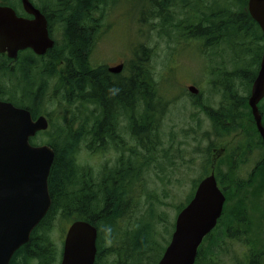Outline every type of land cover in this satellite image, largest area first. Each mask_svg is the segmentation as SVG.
Masks as SVG:
<instances>
[{
    "label": "trees",
    "instance_id": "1",
    "mask_svg": "<svg viewBox=\"0 0 264 264\" xmlns=\"http://www.w3.org/2000/svg\"><path fill=\"white\" fill-rule=\"evenodd\" d=\"M33 1L44 13L46 12L51 35L56 37L62 32L65 42L56 41L55 47L44 56H37L31 50L22 52L19 55L20 60L12 62L15 63L14 65L10 64L11 60L7 56L0 54V100H9L18 107L29 109L34 118L39 116L42 102L47 97V88L44 84L35 85L33 73L38 70L43 77L57 78L59 84L55 86V91L59 94L56 99L58 102L80 107L77 113L60 116L59 118L63 120L62 125L41 132L31 140L33 144H38V138L43 136L44 143L53 147L56 152L49 176L52 206L33 231L30 241L16 251L11 264H58L61 250L55 242L57 220L65 223L85 220L95 225L100 232V251L104 249V246L101 247L104 234L110 235L111 238L115 236L117 221L131 211L129 194L137 187L135 182L146 166V162L140 157L141 148L152 152L158 145V130L166 103L160 95L159 82L152 67L156 53L147 43L141 42L133 50L132 59L125 64L127 69H124V73L111 74L106 66H93L90 61L97 38L103 33L101 28L104 27L106 8L111 4H118V0ZM141 2L143 16L158 19L160 15L165 18L162 23L164 28L167 27L166 32H179L186 41L191 36L198 39L204 55L209 60L212 57L223 58L227 55L232 62L236 61L235 63L240 65L242 61L249 59L250 62L247 63L249 67H241L235 70L234 74L218 75L224 96H227L226 108L221 111L223 117L220 120L226 116H235L240 112L238 110L240 107L243 108L241 113H246L245 108L248 106L245 99L234 100L240 95V88L235 86L229 88L227 84L232 85L239 80L243 88L249 91L259 70L262 54L260 28L248 12V0L216 2L215 0H141ZM0 4L14 6L13 8L22 14L21 0H0ZM174 8H180L186 15L185 20H180L182 23H174ZM168 26L172 29H168ZM224 45L228 46V51H222ZM116 109L119 110V116L128 120V129L138 140L139 152L127 145L126 149H123L122 138L115 136L113 120ZM91 116L95 118L91 120ZM52 127L54 125L51 121L50 128ZM116 130L120 135V127ZM153 130L155 133L152 134ZM89 131H92V134ZM111 142L117 147L118 152L124 151L115 168H105L106 170L96 172L93 167L80 162L79 156L84 149L98 153L109 149ZM126 151H129V155H125ZM135 153L140 155L137 164L139 168L133 169L131 157ZM197 184L198 182L194 184L195 188ZM249 186V188L241 185L232 186L235 187L233 192L238 190L240 193L260 194L263 191L261 185ZM226 219L228 222L225 224V230L228 227V231L224 236L229 239L239 238L242 227L247 225L244 212L240 210L231 217L227 213ZM238 227L242 229L239 230ZM145 235L146 233L142 231L135 239L133 238L131 248L127 247L129 243L125 245V252L131 250V258L134 262L135 258L140 261L148 252ZM219 237L220 233H212L205 240L207 242L213 239L208 250L204 251L203 246L199 249L195 264H212ZM150 249L152 252V245ZM108 250L113 251L111 248ZM260 258L261 254L253 252L248 264H262ZM123 260H126V257Z\"/></svg>",
    "mask_w": 264,
    "mask_h": 264
},
{
    "label": "rangeland",
    "instance_id": "2",
    "mask_svg": "<svg viewBox=\"0 0 264 264\" xmlns=\"http://www.w3.org/2000/svg\"><path fill=\"white\" fill-rule=\"evenodd\" d=\"M106 10L104 31L99 35L90 55L92 65L113 67L120 63H127L132 59V52L137 45L141 42L147 43L156 53L152 60V67L166 107L159 125V143L155 148V153L141 148L142 154L139 156L146 162V166L138 179L139 184L137 183V187L129 194L131 212L123 216L124 221L122 219L117 221L113 239L106 234L102 238L101 244L106 247L103 264L133 262L131 250L125 252L124 248L127 243H129L127 247L131 248L135 237L142 231L146 233L145 238L148 243V252L143 258L156 262L164 250V245L171 238L180 208L185 206L195 193L194 184L211 170L210 146L215 141V134L209 112H216L221 107L226 108L227 99L222 91L218 75L221 73L234 74V71L241 67H249L247 63L250 61L247 59L238 65L236 61L232 62L227 55L223 58L212 57L209 60L204 55L198 39L191 37L186 41L179 32H166L167 27H163L162 17L151 19L146 18L147 15L143 16L141 0H118V4L107 6ZM173 16L174 23L178 24L182 23L180 20L186 19V15L180 8L173 9ZM168 29L172 28L168 26ZM61 33H58L55 38L58 43L65 42L63 33ZM222 49V51H228V46L224 45ZM33 74H35L33 77L35 85L44 84L47 88L48 98L46 97L42 102L40 115L43 114L52 121L54 125L50 128L52 130L62 125L63 120L59 118L60 116L66 113H77L80 106H68L56 100L59 95L55 91L57 78L43 77L38 70ZM241 84L237 80L232 85L228 83L227 86L240 88V95L234 98L235 101L243 98L247 102L251 89L246 91ZM189 86H195L199 89V93L193 95ZM239 110L241 112L243 109ZM126 124L125 122L123 125L122 122L120 123L122 125L120 135L125 141L124 146L126 144L129 148L134 146L135 151L139 152L140 146L132 140ZM38 143L44 144L43 136L38 138ZM109 145H112L111 150L107 148L104 151L110 150L112 153L106 156L102 154L103 152L93 153L91 151V154L90 151L84 149L79 156L80 162L93 167L96 172L103 171L105 168H115L119 152L114 143ZM244 187L249 188L250 186ZM233 188L235 187H232V190ZM230 193L235 196H229L226 207L229 216L242 210L249 229L242 230L237 239L226 238L225 231L222 229L217 241L216 252L212 257V264H247L253 252L261 253V261L264 264V217L262 207L259 205L260 201L252 192L240 193L237 190V192L230 191ZM261 193H263L261 199H264V191ZM245 195H250V197L248 199L241 197ZM226 222L228 221L225 218L224 224ZM55 225V242L61 250L70 223L57 220ZM210 243V240L205 242L204 251L208 250ZM151 245L152 252L149 250ZM110 248L113 251H109ZM124 257L126 260H123ZM138 260L136 258L135 262L147 263L144 259Z\"/></svg>",
    "mask_w": 264,
    "mask_h": 264
},
{
    "label": "water",
    "instance_id": "3",
    "mask_svg": "<svg viewBox=\"0 0 264 264\" xmlns=\"http://www.w3.org/2000/svg\"><path fill=\"white\" fill-rule=\"evenodd\" d=\"M24 10L33 19L17 15L10 6L0 5V53L17 59L21 51L31 49L45 55L55 46L45 15L31 0H22ZM252 18L264 31V0H249ZM124 65L109 68L118 74ZM193 94L199 90L190 86ZM264 99V53L252 86L250 107L264 136L259 103ZM47 116L12 102L0 100V264H11L18 249L30 241L34 229L52 206L49 176L56 152L50 145H33L31 138L47 131ZM226 197L215 174L202 180L189 204L179 213L172 240L158 264H195L205 237L216 227ZM98 230L88 221L78 220L69 227L61 264H95Z\"/></svg>",
    "mask_w": 264,
    "mask_h": 264
},
{
    "label": "flooded vegetation",
    "instance_id": "4",
    "mask_svg": "<svg viewBox=\"0 0 264 264\" xmlns=\"http://www.w3.org/2000/svg\"><path fill=\"white\" fill-rule=\"evenodd\" d=\"M32 2L35 6H37V8H39L42 11V9L38 5H36L33 0ZM22 10L24 13L22 12V14H19V15H21L22 17L28 16L25 18H29V19L34 18L33 16H31L24 10L23 4H22ZM43 14L45 13L43 12ZM259 28H260V38H261L260 44H261V49H262L261 51L262 52L261 58H262V55L264 53V31L262 30L260 26ZM103 29L104 28L102 27L101 32H103ZM251 94H252V89H251L250 95L248 96L247 102L245 100L246 106H248V108H245L246 113L239 112L235 116H229V117L226 116V118H224L223 120H220L223 117V115L221 114L222 113L221 111L222 109L224 110L225 108L221 107L219 108L218 111L216 112L211 111L212 114L209 113V116H211L210 119L212 121V124L216 125L214 126L215 141L213 142L212 146H210V149L212 151V157H211V163H210V166L212 165L211 170L209 173L204 174L201 180L205 179L208 175L210 176L212 173L215 174V178L218 182V185L221 188V190L224 192L225 197H226L223 214H225L226 212L228 213L226 207L229 202V196H235L233 195V193H230V191H233L231 188L232 186L261 185L262 183L261 186L263 187V191H264V186H263L264 185V181H263L264 180V136L259 131L257 122L252 114V109L249 104ZM259 112L262 116V124L264 127V99L259 103ZM114 116H115V119L113 120L115 122V124L113 123V126L115 128L114 134L116 137L121 138L122 136L118 135V131L116 129H118L119 127L121 128V126L123 125V122L127 123L126 125H128V120L126 119L124 120L123 116H119L118 109H116V113L114 114ZM94 118L95 116H91V120ZM121 122H122V125H120ZM128 131L131 135L132 140L138 144V140L132 136L129 129ZM89 132L90 134H92V131H89ZM119 132H121V130H119ZM151 133L153 134L155 133V131L153 130L151 131ZM121 141L125 144V141H123L122 139ZM112 145L110 146V150H111ZM126 145L123 146V149H126L127 147ZM132 149L135 151L134 146H132ZM110 150L101 151V152H103L102 154L106 156L107 154L112 153L110 152ZM123 152L124 151H119V158L116 162L117 164L120 160V157L123 155ZM90 153L92 154L91 151ZM126 154L129 155V151H126ZM138 157L139 156L136 153L133 154L131 157V165H132L131 167L133 169L139 168L137 166V164L139 163ZM139 177L140 175H138L137 179H139ZM138 182L139 181H136L135 183H138ZM254 195L256 199L260 201L259 205L262 207V212H263L262 214L264 217V210H263L264 209V199H261V197H263V193L254 194ZM241 197H244V199H248L250 195H245ZM223 214H222L221 220H219L215 228L216 230L214 231V233L215 232L220 233L222 229L225 232L228 231V227H227V230H225V224H224L226 214L225 215ZM246 224L248 223L246 222ZM242 228H244L243 230L246 231L249 229V225H245ZM242 228L238 227L239 230H241ZM218 233H215V234H218ZM171 238H172V235H171ZM99 241H101V238H100V232L98 229L97 254H96L95 264H103L104 255L106 254V247H104L105 250L103 249V251H100ZM101 247H102V244H101ZM61 250H62L61 252L63 253V248ZM143 259L144 261H147V263H144V264L154 263L150 259L141 258V260ZM159 261H156L155 263L158 264ZM61 262H62V257L60 261L58 262V264H61ZM140 263L141 262L134 263V261L129 262V264H140Z\"/></svg>",
    "mask_w": 264,
    "mask_h": 264
},
{
    "label": "bare ground",
    "instance_id": "5",
    "mask_svg": "<svg viewBox=\"0 0 264 264\" xmlns=\"http://www.w3.org/2000/svg\"><path fill=\"white\" fill-rule=\"evenodd\" d=\"M11 1V0H10ZM146 1H148V0H146ZM156 1V0H155ZM16 2V1H15ZM31 2H32V0H31ZM21 3H22V0H21ZM33 3V2H32ZM36 3V2H35ZM145 3V2H144ZM168 3V2H167ZM180 3V2H179ZM23 4V3H22ZM111 4V3H110ZM163 4H164V2H163ZM14 5H15V3H14ZM34 5V4H33ZM167 5V4H166ZM2 6H7V5H2ZM20 6V5H19ZM35 6V5H34ZM65 6V5H64ZM174 6V5H173ZM11 7V6H10ZM14 7V6H13ZM12 7V8H13ZM36 8H37V6H35ZM155 7V6H154ZM166 7V6H165ZM22 8V7H21ZM90 8H92V7H90ZM153 8V7H152ZM14 9V8H13ZM37 9H39V8H37ZM177 9V8H176ZM15 10V9H14ZM21 10V9H20ZM40 10V9H39ZM59 10V9H58ZM16 11V10H15ZM41 11V10H40ZM60 11V10H59ZM17 12V11H16ZM22 12H23V10H22ZM52 12V11H51ZM94 12V11H93ZM41 13L43 14V11H41ZM46 13V12H45ZM100 14V13H99ZM17 15L18 16H21V15H19V13L17 12ZM43 15H45V14H43ZM165 15V14H164ZM163 15V16H164ZM31 16H33V15H31ZM22 17V16H21ZM25 17H28V16H25ZM24 17V18H25ZM45 17H46V15H45ZM58 17V16H57ZM103 17V16H102ZM159 17H160V15H159ZM158 17V18H159ZM47 18V17H46ZM60 18V17H59ZM99 18V17H98ZM29 19V18H28ZM165 19V18H164ZM55 21V20H54ZM58 21V20H57ZM107 21V20H106ZM105 21V22H106ZM197 21V20H196ZM63 22V21H62ZM179 22V21H178ZM190 22V21H189ZM61 23V22H60ZM99 23H100V20H99ZM167 23V22H166ZM61 25V24H60ZM66 25V24H65ZM182 25V24H181ZM90 26V25H89ZM100 26V25H99ZM98 26V27H99ZM56 27V26H55ZM101 27V26H100ZM184 27V26H183ZM62 28V27H61ZM51 29V28H50ZM68 29V28H67ZM179 29V28H178ZM185 29V28H184ZM57 30V29H56ZM75 30V29H74ZM80 30V29H79ZM104 31V30H103ZM55 32V31H54ZM64 32V31H63ZM89 32V31H88ZM100 32V31H99ZM96 33V32H95ZM105 33V32H104ZM52 34H54V33H52ZM62 34V33H61ZM92 35V34H91ZM62 36V35H61ZM94 36V35H93ZM192 37V36H191ZM59 38H61V37H59ZM62 39V38H61ZM98 39V38H97ZM185 39V38H184ZM91 40V39H90ZM185 42V41H184ZM199 44V43H198ZM198 44H196L197 46H198ZM56 45V44H55ZM183 45V44H182ZM201 45V44H200ZM92 46V45H91ZM140 46V45H139ZM55 47V46H54ZM53 47V48H54ZM179 47V46H178ZM153 51V50H152ZM28 53V52H27ZM135 53V52H134ZM29 54V53H28ZM22 55V54H21ZM23 56H24V54H23ZM89 56V55H88ZM5 57V56H4ZM20 60V59H19ZM6 61V60H5ZM20 62V61H19ZM99 62V61H98ZM130 62V61H129ZM18 63V62H17ZM101 63H103V62H101ZM94 64H96V63H94ZM121 64H123L124 65V68H123V71H124V69L126 68L125 67V64H127V63H120V64H118V65H115V66H113V67H117V66H119V65H121ZM129 64V63H128ZM95 66V65H94ZM101 66H103V65H101ZM100 66V67H101ZM106 66V65H105ZM128 66V65H127ZM107 67V66H106ZM89 68V67H88ZM99 68V67H98ZM108 68V72H109V68H111V67H107ZM40 69V68H39ZM127 69V68H126ZM205 69V68H204ZM68 70V69H67ZM91 70V69H90ZM96 70V69H95ZM104 69H102V71H103ZM101 71V70H100ZM104 71H106V70H104ZM122 71V72H123ZM130 71V70H129ZM99 72V71H98ZM107 72V73H108ZM122 72H120V73H122ZM47 73V72H46ZM101 73V72H100ZM120 73H118V74H120ZM124 73V72H123ZM125 74H128V73H125ZM257 74V73H256ZM53 75V74H52ZM68 75V74H67ZM152 75V74H151ZM55 76V75H54ZM53 76V77H54ZM103 77V76H102ZM49 78V77H48ZM69 78V77H68ZM109 78V77H108ZM115 78V77H114ZM135 78V77H134ZM139 78V77H138ZM41 79V78H40ZM113 79V78H112ZM137 79V78H136ZM256 79V78H255ZM111 81V80H110ZM47 83H48V81H47ZM58 83V82H57ZM63 83V82H62ZM59 84V83H58ZM64 84V83H63ZM67 84V83H66ZM250 84V83H249ZM48 85V84H47ZM145 85V84H144ZM62 86V85H61ZM146 86V85H145ZM172 86V85H171ZM170 86V87H171ZM46 87V86H45ZM52 87H54V86H52ZM150 89V88H149ZM56 90V89H55ZM185 90V89H184ZM183 90V91H184ZM199 90V89H198ZM52 91V90H51ZM63 91V90H62ZM146 91V90H145ZM44 92V91H43ZM50 92V91H49ZM48 92V93H49ZM149 92V91H148ZM181 92V91H180ZM189 92V91H188ZM58 93V92H57ZM156 93V92H155ZM250 93V92H249ZM149 94V93H148ZM152 94H154V93H152ZM51 95V94H50ZM159 95V94H158ZM170 95V94H169ZM172 95V94H171ZM179 95V94H178ZM200 95V94H199ZM77 96V95H76ZM192 96V95H191ZM248 96V95H247ZM53 97V96H52ZM155 97V96H154ZM167 97V96H166ZM171 97V96H170ZM200 97H201V95H200ZM48 98V97H47ZM59 98H61V97H59ZM92 98V97H91ZM148 98V97H147ZM56 99V98H55ZM64 99V98H63ZM77 99V98H76ZM141 99V98H140ZM152 99H153V97H152ZM172 99H173V97H172ZM176 99H177V97H176ZM11 100V99H10ZM49 100V99H48ZM52 100V99H51ZM88 100V99H87ZM145 100H146V98H145ZM174 100V99H173ZM196 100V99H195ZM9 101V100H8ZM12 101V100H11ZM148 101V100H147ZM75 102V101H74ZM155 102V101H154ZM169 103V102H168ZM249 103H250V100H249ZM68 105V104H67ZM150 105V104H149ZM157 105V104H156ZM158 106H159V104H158ZM61 108V107H60ZM223 108V107H222ZM58 109V108H57ZM156 109V108H155ZM161 109V108H160ZM159 109V110H160ZM243 109V108H242ZM59 110H61V109H59ZM147 110V109H146ZM101 111H104V110H102L101 109ZM100 111V112H101ZM157 111V110H156ZM210 111V110H209ZM99 112V113H100ZM109 113V112H108ZM133 113V112H132ZM210 113V112H209ZM98 114V113H97ZM163 114V113H162ZM104 115H105V113H104ZM104 115H102L103 117H104ZM159 115V114H158ZM49 116V115H48ZM57 116V115H56ZM103 117H102V119H103ZM134 117V116H133ZM211 117V116H210ZM52 118V117H51ZM49 119V118H48ZM61 119V118H60ZM100 119V118H99ZM157 119V118H156ZM216 119V118H215ZM50 121V120H49ZM57 121V120H56ZM219 124V123H218ZM56 125V124H55ZM214 126H216V125H214ZM78 130V129H77ZM99 130V129H98ZM78 132H79V130H78ZM157 133V132H156ZM89 134V133H88ZM45 135V134H44ZM147 135V134H146ZM89 136V135H88ZM46 137V136H45ZM261 137V136H260ZM262 141V140H261ZM85 142V141H84ZM154 142V141H153ZM151 143V142H150ZM154 160V159H153ZM157 164V163H156ZM107 165V164H106ZM160 168V167H159ZM106 170V169H105ZM105 175H106V173H105ZM209 176V175H208ZM115 177V176H114ZM140 178V177H139ZM139 181V180H138ZM261 181V180H260ZM264 181V180H263ZM140 182V181H139ZM139 184V183H138ZM261 185H262V183H261ZM264 186V185H263ZM133 187V186H132ZM260 189V188H259ZM258 189V190H259ZM262 189V188H261ZM88 191V190H87ZM138 192H139V190H138ZM131 193V192H130ZM51 195V194H50ZM137 195V194H136ZM139 197V196H138ZM52 198V197H51ZM189 201H190V199H189ZM127 208V207H126ZM264 210V209H263ZM131 212V211H130ZM149 212V211H148ZM127 213V212H126ZM179 213V212H178ZM120 216V215H119ZM126 217V216H125ZM123 218V217H122ZM116 219H117V217H116ZM121 219V218H120ZM125 219V218H124ZM128 219V218H127ZM140 219V218H139ZM123 220V219H122ZM126 220V219H125ZM176 220V219H175ZM124 221V220H123ZM173 222V221H172ZM126 223V222H125ZM136 223V222H135ZM175 225V224H174ZM133 226V225H132ZM170 226V225H169ZM175 227V226H174ZM133 228V227H132ZM132 230V229H131ZM163 230V229H162ZM165 230V229H164ZM216 230V229H215ZM214 230V231H215ZM133 233V232H132ZM157 236V235H156ZM157 237H159V236H157ZM213 237V236H212ZM119 243V242H118ZM150 251H151V249H150ZM264 251V250H263ZM157 252V251H156ZM264 253V252H263ZM261 254V253H260ZM152 256V255H151ZM153 257V256H152ZM155 257V256H154ZM159 258H160V256H159ZM261 259V258H260ZM155 260V259H154ZM153 261V260H152ZM155 263V262H154ZM156 264V263H155Z\"/></svg>",
    "mask_w": 264,
    "mask_h": 264
}]
</instances>
